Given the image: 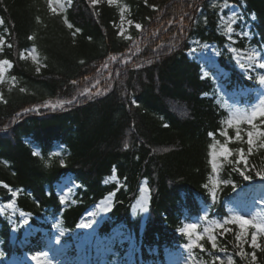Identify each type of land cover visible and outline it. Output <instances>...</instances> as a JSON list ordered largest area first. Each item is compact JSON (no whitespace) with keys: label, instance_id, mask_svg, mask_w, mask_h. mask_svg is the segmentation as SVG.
Here are the masks:
<instances>
[{"label":"trees","instance_id":"trees-1","mask_svg":"<svg viewBox=\"0 0 264 264\" xmlns=\"http://www.w3.org/2000/svg\"><path fill=\"white\" fill-rule=\"evenodd\" d=\"M119 2L72 0L55 12L52 0H0V60L12 63L0 84V203L18 192L19 207L36 224L49 216L72 231L89 208L115 193L102 234L127 226L141 241L143 261L185 250L207 264L221 251L232 264H264V231L260 246L251 247L257 229L243 231L228 206L232 184L239 189L245 182L239 153L264 167V136L256 135V149L247 143L249 132H264V116L249 123V111L237 112L239 125L229 126L235 106L188 55L193 40L216 43L227 88L247 83L230 47L264 48V0ZM226 3L243 9L252 39L227 38ZM123 7L132 24L120 34ZM212 145L228 146L233 155L213 160ZM114 173L120 182L107 183ZM69 174L80 184L76 202L61 203L55 182ZM145 179L151 199L142 228L143 216L132 207ZM12 230L0 213L5 257L41 250L34 238L13 242ZM120 255L108 253L104 264H117Z\"/></svg>","mask_w":264,"mask_h":264},{"label":"rangeland","instance_id":"rangeland-1","mask_svg":"<svg viewBox=\"0 0 264 264\" xmlns=\"http://www.w3.org/2000/svg\"><path fill=\"white\" fill-rule=\"evenodd\" d=\"M93 1L94 3H98L99 0ZM108 2L120 6L119 0H108ZM70 4L71 0H52V9L55 12H59ZM123 12L119 23L121 33H125L128 26L132 24L129 9L123 7ZM232 13H236V23L233 25V32L229 34L226 32L227 24H225L224 21L227 20ZM221 25L227 38L233 43H237V39L240 37L248 39L253 38L251 24L246 18L243 10L238 6L233 4H225L223 6ZM3 43L4 39L0 32V49L4 45ZM230 49L232 51L235 48L230 47ZM232 52L236 57L243 76L251 82V85L244 84L234 90L227 89L225 84L227 74L218 65L220 53L215 45L207 44L204 45L202 49L194 48L191 52V56L201 62L204 66L203 70L206 76H213L220 82L219 86L221 87L222 95L228 103L233 104L236 109L233 117L230 119L233 123L228 125L236 127L240 122V117L237 112H244L246 111L245 109L248 108L251 116L253 111L258 113L259 109L264 107V103H262V101H264V84L259 83V77L264 75V68L260 67V65L264 64V48L251 45L244 50L235 49V51ZM27 56L31 58L35 57L34 53L31 51ZM240 65H243V67H240ZM11 69L12 63L10 61L0 60V84L6 79ZM257 116H259V114H257L256 117ZM253 140L254 143L251 146L252 148H256L257 137L254 136ZM223 147H225V145L216 146L215 151L217 154L215 157L229 158L232 156L233 152L228 146L226 147L230 154H222ZM243 153L245 157L244 161H240L239 153L238 162L244 167L243 171L245 174H251V180L254 182L239 189L235 197L229 202V205L237 216L253 221L264 222V179H261L264 173V167L257 166V169H253L249 162V153L244 151ZM118 181L117 175L114 174L108 178L107 183ZM77 189L78 184L73 181L71 176L63 178L61 182L56 184L57 193L60 197L63 196L65 198L64 202L75 203ZM144 197H147V211L141 210L137 204V202L141 201ZM150 197L151 192L148 181L144 180L141 186V196L133 206L135 215L140 214L145 218L147 217ZM100 202H102V204L98 207L97 205ZM100 202L88 210L79 222V224H81L94 221L93 226L88 229L77 226V228L71 232L57 229L50 218L39 219L40 224L36 225L32 215L21 211L16 201L0 204V213L6 215L10 223L14 226L13 238L16 239L17 233H21V238L24 242H27L31 237H35L36 239L42 240L40 246L43 248L42 251L34 254H15L11 259H6L2 255L0 256V264H55L53 257L58 256V254L62 257V259L58 258L56 260L58 264H64V261H68L66 264H99L102 257L104 258L107 253L113 251H120V253H123L118 257L117 264H205L188 256L185 251L177 253L169 252L164 262L155 261L153 259L141 261L142 253L140 240L128 228L124 226L116 227L109 236L102 235L101 228L112 210L114 194L107 195ZM109 202H111L112 207L105 213L103 208L105 204ZM93 213H95V216L92 215ZM25 219L29 220V223L26 225L23 224ZM240 225L243 231L249 227L258 229V232H255L249 237L248 241L250 246L253 245L251 247H255L257 243L260 246V231H264V227H258L252 224ZM257 234H259L258 241ZM57 240L60 242L57 243ZM45 253H47V255H44ZM33 257H35V259H33ZM210 264L231 263L228 258L223 256L218 262H212Z\"/></svg>","mask_w":264,"mask_h":264},{"label":"snow or ice","instance_id":"snow-or-ice-1","mask_svg":"<svg viewBox=\"0 0 264 264\" xmlns=\"http://www.w3.org/2000/svg\"><path fill=\"white\" fill-rule=\"evenodd\" d=\"M253 18H255V17H253ZM224 23L227 24L226 32L229 33V34L232 33L233 32V25L236 23V13H232L227 18V20L224 21ZM229 38H231V37H229ZM232 51H235V49H233ZM240 67H243V65H240ZM260 67L261 68H264V64L260 65ZM249 78H251V77H249ZM259 83L260 84H264V75H262V76L259 77ZM60 103H62V102H60ZM262 103H264V101H262ZM257 114H259L260 116H264V107H261L259 109V112L258 113L256 111H253L252 114H251V116H248V117H245V118L248 120L249 123H251V121L256 117ZM232 123H233L232 120H229L228 121V124L229 125H231ZM253 127L255 128V125H253ZM256 135L264 136V132H260V133L249 132L248 133V137L249 138L247 140V143H248L249 146L253 145V143H254L253 137L256 136ZM237 138H239V131H237ZM261 146H264V140H261ZM212 148H213V153H212L213 160H215V155H216L215 149H216V145H212ZM251 151H252V148L249 147V152H251ZM222 154H230L229 153V150L227 149L226 146L223 147ZM244 159H245L244 153H243V151H241L240 152V161H244ZM62 164H63V162H62ZM212 168H213V170L216 169L215 162H213ZM241 176L243 177L244 180H251V177L248 176V175H246L243 171H241ZM261 179H264V176H261ZM216 183H217L216 181H213L214 187H213V191L211 192V196H212L213 199H215V196H216V191H215V185H216ZM205 187H207V186H205ZM232 187H233V191H238L237 185H235L234 183L232 184ZM64 199L65 198L63 196L60 197L61 203L64 202ZM137 204L141 208V210H143V211H147L148 210V208H147V197L142 198V200L141 201H138ZM111 207H112L111 202H109V203L105 204V206L103 208V211L106 213V212H108L111 209ZM92 215L95 216V213H93ZM232 220L239 222V224H252V225H256L258 227H264V222L249 220V219H246V218L241 217V216H234V217H232ZM28 223H29V220L28 219H25L23 221V224H25V225L28 224ZM93 223H94V221H89L87 223H81L78 226L81 227V228L88 229V228H91L93 226ZM195 227H196L195 224L188 225V229L189 230L194 229ZM258 236H259V234H257V241H258ZM237 240L240 241V240H243V239L240 238V237H238ZM59 242L60 241L57 240V243H59ZM251 246H253V245H251ZM255 247H259V244L257 243L255 245ZM2 255L3 254L0 253V256H2ZM44 255H47V253H45ZM239 255L241 257H245V253L243 251V248H241V251H240ZM33 259H35V257H33Z\"/></svg>","mask_w":264,"mask_h":264},{"label":"bare ground","instance_id":"bare-ground-1","mask_svg":"<svg viewBox=\"0 0 264 264\" xmlns=\"http://www.w3.org/2000/svg\"><path fill=\"white\" fill-rule=\"evenodd\" d=\"M101 204H102V202H100L97 206L100 207ZM85 217H86V216H85ZM58 258H59V259H62V257H61L59 254H58V256H56V257L54 256V257H53V259H54V263H55V264H58V263H56V260H57ZM67 262H68V261H64L63 263L66 264Z\"/></svg>","mask_w":264,"mask_h":264}]
</instances>
